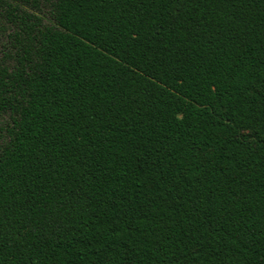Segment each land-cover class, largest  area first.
<instances>
[{
    "label": "trees",
    "instance_id": "1",
    "mask_svg": "<svg viewBox=\"0 0 264 264\" xmlns=\"http://www.w3.org/2000/svg\"><path fill=\"white\" fill-rule=\"evenodd\" d=\"M0 264H264V0H0Z\"/></svg>",
    "mask_w": 264,
    "mask_h": 264
}]
</instances>
